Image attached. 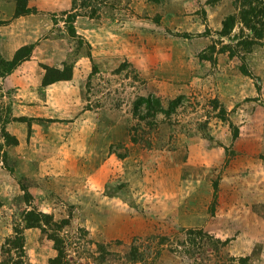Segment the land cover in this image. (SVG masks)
<instances>
[{"label": "rangeland", "instance_id": "374dc122", "mask_svg": "<svg viewBox=\"0 0 264 264\" xmlns=\"http://www.w3.org/2000/svg\"><path fill=\"white\" fill-rule=\"evenodd\" d=\"M238 2L0 0V55L28 54L0 77V264L29 210L66 222L70 264H264V39L220 35Z\"/></svg>", "mask_w": 264, "mask_h": 264}, {"label": "trees", "instance_id": "16d2710c", "mask_svg": "<svg viewBox=\"0 0 264 264\" xmlns=\"http://www.w3.org/2000/svg\"><path fill=\"white\" fill-rule=\"evenodd\" d=\"M234 8L236 9L237 14L229 15L223 19L221 23L222 30L220 35L222 37H228L235 23V18H237L242 28L246 29L249 32V35H251V41L247 40V38H244L237 42V45H243L249 50V45L253 44L254 41H260L264 39V0H239L238 4L236 3L234 5ZM72 30L74 29L72 28ZM240 35H243L241 30ZM235 39L237 41L239 39L238 36H236ZM25 49L26 48L17 50L10 61H6L0 55V77L9 74L13 69H15V67L18 66L20 61L26 58L28 54L26 53ZM242 72L245 73L244 70H242ZM245 75H247V73ZM56 80H58L57 77L51 79L50 81L52 82ZM145 104L147 105V110L152 107V104L149 100H145ZM137 105L138 104L135 105V113L138 109ZM16 119L17 118H14L11 115L10 107H0V140L5 142L7 141L8 143L10 140V134L6 131V125L12 121H16ZM21 221L23 223V227H20L19 225L14 226L12 235L6 238L1 246V254L3 255L1 264H25L22 261L24 248L23 231L25 229H39L52 243V247L56 254L48 261V264H70V260L68 259L69 255L66 253L68 247L67 243L60 235L63 227L66 225L65 221L56 222L53 221L51 217H47L42 213H36L35 211L30 210L23 214ZM186 236L187 240H184L181 243L185 248L184 252H186V255L189 257V259H191L195 253L194 246H196L197 243L196 236L202 240V238L205 237V234L201 230H188L186 231ZM187 242H189L190 247H185ZM205 243L206 242L199 243L201 250H203L204 246H206ZM220 245L224 246L225 243L216 240V245H213V248L218 251ZM99 248L101 249V247ZM128 255L133 264H148L146 262L145 254L140 252L139 248L135 246V244L131 245ZM237 261L238 264H247L246 259L243 258H239ZM150 264H153V262Z\"/></svg>", "mask_w": 264, "mask_h": 264}]
</instances>
